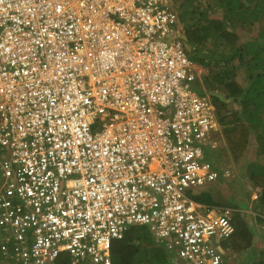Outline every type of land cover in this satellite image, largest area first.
<instances>
[{"label":"built area","instance_id":"2783aa9c","mask_svg":"<svg viewBox=\"0 0 264 264\" xmlns=\"http://www.w3.org/2000/svg\"><path fill=\"white\" fill-rule=\"evenodd\" d=\"M200 72L172 0H0L1 257L112 264L144 224L169 264H222L233 208L193 198L228 173Z\"/></svg>","mask_w":264,"mask_h":264},{"label":"trees","instance_id":"16d2710c","mask_svg":"<svg viewBox=\"0 0 264 264\" xmlns=\"http://www.w3.org/2000/svg\"><path fill=\"white\" fill-rule=\"evenodd\" d=\"M205 1L206 10L203 0L174 3L187 53L201 69L195 89L208 95L215 107L232 165L238 164L255 142V157L246 165L251 189L245 192L249 197L253 189H259L253 208L264 213V0ZM210 153L215 152L209 150L206 155ZM213 157L214 161L206 159L218 164V152ZM227 169V174L203 186L193 198L216 207H235L231 217L234 232L220 244L222 264H234L233 258L248 249L255 253L247 264H264V256L259 254V250L264 252L259 248L264 236L259 242L249 219L236 209L238 205L246 207L247 201L233 202L228 198L230 192L224 190L230 177ZM217 186L223 188L217 191ZM111 255L112 264H169L164 246L153 240L144 224L131 226L122 239L114 241ZM0 264H8L1 255ZM55 264H71V257L63 252Z\"/></svg>","mask_w":264,"mask_h":264},{"label":"rangeland","instance_id":"374dc122","mask_svg":"<svg viewBox=\"0 0 264 264\" xmlns=\"http://www.w3.org/2000/svg\"><path fill=\"white\" fill-rule=\"evenodd\" d=\"M172 1L174 3H179V5L182 4V0H172ZM207 3H208L207 1L203 0V3H202L203 10L207 9ZM216 15H219V13L217 12ZM254 148H255V142H251L249 146V151L245 154V156H243V158L238 164L233 163V165H232V161H230L231 157H230L229 148L226 142L221 137L218 140V144L216 145L215 149H213V152L214 151L218 152V155H219L218 165H220L221 167H224V168L227 167L230 169V177L227 179V184L225 185V188H224V190L226 189L228 192H230V195L228 196V198H231L233 202L235 201L239 202V199H242L243 201H247L248 205L246 207H242L241 205H238V206L236 205L237 206L236 209L239 211V213H241L242 216L249 219L250 224L255 229V233L258 236V240L260 242V239L264 236V218H260L256 216V214H259V211L261 210L258 211L253 208V202L254 201L256 202L258 199L259 189L258 188L255 190L253 189L249 197H247L248 195H246V192H245V190L251 189V184L247 176L246 165L249 162V160L254 159L255 157ZM208 155L209 154L206 155V158H209V159L212 158V161H214L213 156L216 155V153H210V155L209 156ZM231 166L233 168H231ZM216 188L217 189L215 190L220 191L219 189L223 188V186L221 187L217 186ZM259 215H264V213H262L261 211V214ZM259 248L264 249V243H259ZM254 251L255 250L248 249L244 252H241L238 258L234 259L233 263L234 264L250 263L255 253ZM259 254L264 256V252L261 250H259Z\"/></svg>","mask_w":264,"mask_h":264},{"label":"crops","instance_id":"0c3cea01","mask_svg":"<svg viewBox=\"0 0 264 264\" xmlns=\"http://www.w3.org/2000/svg\"><path fill=\"white\" fill-rule=\"evenodd\" d=\"M212 151H213V150H212ZM214 152L217 153V151H214ZM260 217H262V216L260 215ZM235 258H236V257H234L232 261H234Z\"/></svg>","mask_w":264,"mask_h":264}]
</instances>
